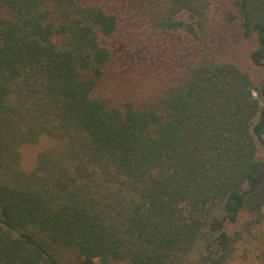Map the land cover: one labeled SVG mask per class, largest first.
Instances as JSON below:
<instances>
[{
  "label": "trees",
  "instance_id": "trees-1",
  "mask_svg": "<svg viewBox=\"0 0 264 264\" xmlns=\"http://www.w3.org/2000/svg\"><path fill=\"white\" fill-rule=\"evenodd\" d=\"M212 1L0 0V264H229L259 234L264 0H222L248 66ZM118 55L153 68L108 77Z\"/></svg>",
  "mask_w": 264,
  "mask_h": 264
},
{
  "label": "rangeland",
  "instance_id": "rangeland-1",
  "mask_svg": "<svg viewBox=\"0 0 264 264\" xmlns=\"http://www.w3.org/2000/svg\"><path fill=\"white\" fill-rule=\"evenodd\" d=\"M224 3L222 0H213L212 1V10L211 15L215 18V21L212 25V36H211V42L213 45V49L217 57H219L221 60L225 61H232L235 63H238L242 66H248V54L250 49L253 47L254 40L251 38H245L242 36V33L236 28L235 25L228 22L225 17H223V14L221 11H223ZM146 49H148V45H146ZM119 57H122L119 59ZM128 61L130 62V65H127L126 59H123L125 57L123 56H116L114 58V62L110 64V68L108 69V77H116V78H133L136 80L142 73L139 72V70L134 67L136 64H140L147 69L153 68L151 62V59L143 56L139 59V62H136L134 58L131 56H128ZM161 64H165V59H160ZM159 65V62H158ZM151 73V72H148ZM164 73H166L164 71ZM257 74L262 73V70H256ZM146 74L145 72L142 74ZM157 75V74H156ZM155 74L151 75H145V86L141 89L137 87V89L134 93L135 95L140 98L141 96L147 95L150 92H155L160 89L158 85L163 84L165 86V82H160L157 79V76ZM109 82L114 81H106L104 82L105 86L110 87ZM142 83H140L141 85ZM127 95L130 93L127 91ZM52 144V141L50 139H47L46 137L42 138L38 148H45ZM34 148V147H33ZM24 149V162L26 164L30 163V161L33 160L34 153L36 149ZM249 218V215L247 213L242 214V219ZM243 226L242 223H238V228ZM255 232L252 233L248 238L244 237L237 245L235 255L230 260L229 264H264V260L261 259V251H260V243L263 241L264 245V225L260 226L259 228L255 229ZM246 234H244L245 236Z\"/></svg>",
  "mask_w": 264,
  "mask_h": 264
}]
</instances>
